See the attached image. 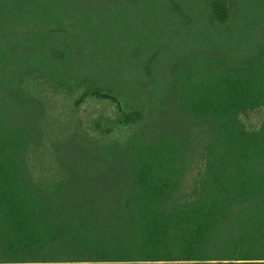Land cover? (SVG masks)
Wrapping results in <instances>:
<instances>
[{"label": "trees", "instance_id": "obj_1", "mask_svg": "<svg viewBox=\"0 0 264 264\" xmlns=\"http://www.w3.org/2000/svg\"><path fill=\"white\" fill-rule=\"evenodd\" d=\"M259 110L264 0H0V264H264Z\"/></svg>", "mask_w": 264, "mask_h": 264}, {"label": "rangeland", "instance_id": "obj_2", "mask_svg": "<svg viewBox=\"0 0 264 264\" xmlns=\"http://www.w3.org/2000/svg\"><path fill=\"white\" fill-rule=\"evenodd\" d=\"M82 111V116L87 117L90 114L95 115L97 113L109 112L110 106L102 103H92L90 105L83 106ZM263 115L264 110H259L249 114L248 117H245L243 119V121L248 127H256L260 123V120L262 119ZM238 243L239 242H236L232 239H228L216 242L214 244V247H216L218 250H225V254H228L234 249V247L239 246Z\"/></svg>", "mask_w": 264, "mask_h": 264}, {"label": "crops", "instance_id": "obj_3", "mask_svg": "<svg viewBox=\"0 0 264 264\" xmlns=\"http://www.w3.org/2000/svg\"><path fill=\"white\" fill-rule=\"evenodd\" d=\"M235 207V210L233 212H264V211H258L255 210L250 206V203H243V204H238Z\"/></svg>", "mask_w": 264, "mask_h": 264}]
</instances>
